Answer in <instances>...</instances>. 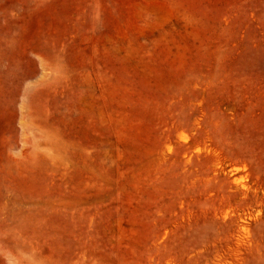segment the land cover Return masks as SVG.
<instances>
[{"label":"rangeland","instance_id":"1","mask_svg":"<svg viewBox=\"0 0 264 264\" xmlns=\"http://www.w3.org/2000/svg\"><path fill=\"white\" fill-rule=\"evenodd\" d=\"M0 264H264V0H0Z\"/></svg>","mask_w":264,"mask_h":264}]
</instances>
